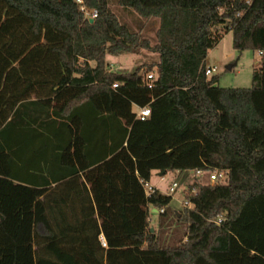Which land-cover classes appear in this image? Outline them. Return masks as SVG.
Wrapping results in <instances>:
<instances>
[{"label": "trees", "instance_id": "16d2710c", "mask_svg": "<svg viewBox=\"0 0 264 264\" xmlns=\"http://www.w3.org/2000/svg\"><path fill=\"white\" fill-rule=\"evenodd\" d=\"M115 1L138 31L111 0H0V264H264V0ZM228 32L260 51L250 88L206 74ZM141 48L160 61L111 70ZM154 171L209 176L169 245L151 231L172 202L147 191Z\"/></svg>", "mask_w": 264, "mask_h": 264}, {"label": "rangeland", "instance_id": "374dc122", "mask_svg": "<svg viewBox=\"0 0 264 264\" xmlns=\"http://www.w3.org/2000/svg\"><path fill=\"white\" fill-rule=\"evenodd\" d=\"M111 9L118 15L119 20L127 24L132 31H138L140 21L138 18L125 10L115 0H111ZM160 26V19L153 17L149 19L141 31L142 39H147L151 46L157 43V30ZM107 60L113 71L133 72L141 65L157 63L160 61L159 53L148 48H141L136 53H122L118 55H108ZM261 54L259 50L252 48L239 49L235 45L232 32L224 35L222 40L211 48L206 64L207 67H216L214 75L219 76L218 85L224 88H250L253 86V76L255 70L259 69ZM136 111V109H135ZM164 178V179H163ZM209 176H198L194 171H185L177 176L170 171L165 176H159L154 171L148 184L163 190L165 194L172 196V202L169 206L167 215H161L158 212H152V228L159 234L162 245L171 244V233L176 228L181 230L185 227L183 222H177L173 214L180 210L187 199L186 189L189 183L206 180ZM176 182L174 191L170 187Z\"/></svg>", "mask_w": 264, "mask_h": 264}, {"label": "built area", "instance_id": "2783aa9c", "mask_svg": "<svg viewBox=\"0 0 264 264\" xmlns=\"http://www.w3.org/2000/svg\"><path fill=\"white\" fill-rule=\"evenodd\" d=\"M78 3L82 4L83 3V0H77ZM82 10L84 11L85 13V18L86 19H94L98 16V11L96 9L94 10H88L86 8V6L82 5ZM217 71V68L216 67H208L207 70H206V74L207 75H211L213 74L214 72ZM148 78L149 79H152L153 78V75L152 74H149L148 75ZM114 86H117V85H114ZM151 115V109L149 106H144V107H139L138 109V112H137V117L142 119V120H145L147 119L149 116ZM202 172L201 171H198L197 174H201ZM218 173H214L213 175H211V182L214 183L217 181V178H218ZM177 185L176 182L173 183V186L170 187V191H174V187ZM146 188H147V191L150 192V193H153L155 192L156 190V187L155 186H151L150 184L147 183L146 185ZM185 205H189V202L188 201H185ZM164 211V210H162ZM223 221L222 218H218L216 220L217 223H221Z\"/></svg>", "mask_w": 264, "mask_h": 264}, {"label": "crops", "instance_id": "0c3cea01", "mask_svg": "<svg viewBox=\"0 0 264 264\" xmlns=\"http://www.w3.org/2000/svg\"><path fill=\"white\" fill-rule=\"evenodd\" d=\"M135 109H136L135 112H138V109H139V108L135 106L134 110H135ZM158 175L161 176L159 172H158ZM163 179H164V178H163ZM157 189H158V188H157ZM159 190H161V188H160ZM161 191H163V190H161ZM163 192H164V191H163ZM164 193H165V192H164Z\"/></svg>", "mask_w": 264, "mask_h": 264}, {"label": "water", "instance_id": "95a60500", "mask_svg": "<svg viewBox=\"0 0 264 264\" xmlns=\"http://www.w3.org/2000/svg\"><path fill=\"white\" fill-rule=\"evenodd\" d=\"M93 21H94V19H90V22H93ZM160 175H163V173H160ZM154 212H157V209H154ZM152 230H154V229L152 228Z\"/></svg>", "mask_w": 264, "mask_h": 264}]
</instances>
